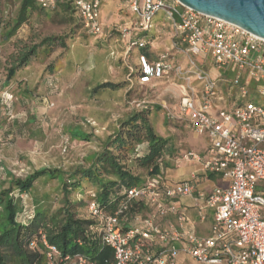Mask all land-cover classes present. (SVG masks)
Returning <instances> with one entry per match:
<instances>
[{
  "label": "built area",
  "instance_id": "obj_1",
  "mask_svg": "<svg viewBox=\"0 0 264 264\" xmlns=\"http://www.w3.org/2000/svg\"><path fill=\"white\" fill-rule=\"evenodd\" d=\"M36 1L45 8L56 5L55 0ZM126 3L132 20L118 31L126 46L125 56L134 49L142 51L137 83L146 84L171 74L180 81L176 112L168 109L167 117L188 121L194 132L205 136L209 143L206 159L194 151L183 154L182 159L202 162L205 171L220 175L226 184L206 192L199 187L198 175L170 184L164 173H159L141 185H122L118 192L122 198L114 212L102 209L91 190L87 207L98 222L101 245L112 249V264H177L180 252L207 264H264V105L244 100L249 81L255 84L257 95L264 98V38L178 0ZM74 5L90 34L106 35L103 0H75ZM159 12L169 19L174 39L171 49L188 58L185 65L175 63L170 50L151 58L146 36H139L153 28ZM208 56L216 77L204 66ZM128 76L132 81L133 76ZM220 80L228 82L227 93L221 91ZM233 97L235 102L228 100ZM223 104H228L227 108L220 106ZM184 196L195 197L201 219L209 211L213 213L210 234L197 235L186 226L187 208L179 206ZM135 201L144 203L149 212L129 222L125 212ZM169 215L176 216L177 222H167ZM41 242L46 248L42 264H96L82 253L63 255L43 233Z\"/></svg>",
  "mask_w": 264,
  "mask_h": 264
},
{
  "label": "rangeland",
  "instance_id": "obj_2",
  "mask_svg": "<svg viewBox=\"0 0 264 264\" xmlns=\"http://www.w3.org/2000/svg\"><path fill=\"white\" fill-rule=\"evenodd\" d=\"M7 1L4 7L6 18L16 13L20 0ZM126 5V0L102 5L105 33L109 36L90 34L76 13L58 7L54 11H35L31 23L25 25L16 37L7 42L0 39V133L12 138L10 143L0 145V158L20 175L43 167L62 171L60 178L38 179L27 194L30 205L47 215L70 204L71 210L79 217H89L87 206L91 197L88 193L94 185L79 175L82 186L75 190L71 188L69 178L79 168L90 167L106 138L113 134L121 120L135 112L150 109L147 113L149 122L158 134L169 139L163 158V163L167 162L168 166L162 163L164 174L170 172L169 168H176V161L181 169L187 167L183 154L188 151L203 153L208 147L206 137L196 134L188 121L167 117L168 109L176 112L181 95V83L172 74L154 78L146 84H138L135 75L131 77L132 81L129 80V67L136 69L137 57L121 56L126 46L118 31L120 26L132 20ZM169 26V19L159 12L152 32L145 35L148 49L170 50L175 63L185 65L188 58L171 49L174 39ZM47 36H62L67 48L56 47L53 51L48 47L41 48L31 64L7 83L9 57L19 45L37 43ZM135 53L140 55L142 51L136 49ZM205 62V68L212 69L211 56ZM212 75L217 76L213 69ZM106 81L123 83V86L93 92L98 84ZM227 84L225 80L219 81L224 93H227ZM251 84L249 81L248 86ZM233 87L234 84L229 93ZM228 100L236 101L234 97ZM255 100L264 105V98L260 95H255ZM9 101H13L12 106L3 108ZM227 105L220 106L227 108ZM9 115L16 116L10 124L6 121ZM75 130L90 135V140L75 136ZM144 149L146 144L131 152L128 164L135 174L148 178V170L136 161ZM207 157L203 155V158ZM65 189L71 192L68 194ZM177 264L207 263L197 262L180 252Z\"/></svg>",
  "mask_w": 264,
  "mask_h": 264
},
{
  "label": "trees",
  "instance_id": "obj_3",
  "mask_svg": "<svg viewBox=\"0 0 264 264\" xmlns=\"http://www.w3.org/2000/svg\"><path fill=\"white\" fill-rule=\"evenodd\" d=\"M55 1V7L45 8L36 0H20L16 13L6 18L4 7L8 1L0 0V39L7 42L16 37L25 25L31 23L30 19L35 11H54L59 7L77 14L75 0ZM80 22L83 26L81 19ZM56 47L67 48L65 38L47 36L37 43L19 45L18 50L9 57L6 82L9 83L20 71L27 68L41 48L53 51ZM137 69L138 65L133 72L130 69L129 74L136 75ZM231 76L228 74V77ZM121 86L123 83L106 81L98 84L93 92L108 87L116 90ZM255 95L257 93L253 83L249 85L244 100L259 103L255 100ZM9 102L6 103L7 107L3 108H10L13 101ZM149 110L135 112L121 120L113 134L103 142L102 150L95 154L94 163L71 174V188L76 190L82 186L81 179L78 178L80 175L94 185L92 191L99 206L108 212H114L122 198L118 195L121 186L141 185L147 179L135 174L128 164L129 154L145 144L146 149L136 158L138 165L147 169L149 176L163 173L162 163L169 139L155 131L147 116ZM15 118V115H9L6 121L10 124ZM73 134L90 140V135L80 131L75 130ZM8 137L9 135L1 132L0 145L12 141L8 140ZM163 164L168 166L167 162ZM61 172L57 168L43 167L20 175L0 160V264L44 263L46 248L41 242V233L45 234L48 242L55 245L63 255L82 253L93 259L96 264H112L113 251L110 247L101 245L96 229L98 222L90 215L87 218L79 217L76 211L71 210L70 204L69 207L51 215L30 205L27 194L33 189L35 182L43 177L60 178ZM65 191L68 194L71 192L68 189ZM148 212L144 203L135 201L126 210L125 217L132 222L138 216H146ZM33 241L35 245L32 244Z\"/></svg>",
  "mask_w": 264,
  "mask_h": 264
},
{
  "label": "crops",
  "instance_id": "obj_4",
  "mask_svg": "<svg viewBox=\"0 0 264 264\" xmlns=\"http://www.w3.org/2000/svg\"><path fill=\"white\" fill-rule=\"evenodd\" d=\"M115 1H117V0H103V4L105 6L107 2H115ZM104 25H105V23H104ZM125 25H129V24H125ZM162 25H163V23H162ZM104 28H105V30L107 29L106 26ZM152 29L148 32L143 33V35H148L150 32H152ZM104 36H109V34H106ZM121 38H122L121 42L124 43V39L122 36H121ZM122 48H124V46ZM154 50L150 49L151 58H154L158 53H160L159 51H156V49H154ZM157 50H159V49H157ZM161 50H163V49H160V51ZM135 52H136V49L132 50L130 53V56L131 57H137L136 65H138V63H139V57L138 56L139 55H137ZM124 54H125V52L123 51L121 56L122 55L124 56ZM208 148H209V143H208V147L204 150V152L200 153L202 155V158H203V155L209 154ZM204 159H206V158H203V160ZM186 161L188 162L187 167H184L183 169H181L182 167H180L179 162L176 161V163H175L176 168H171V169L169 168L168 170H170V172H168L167 174L166 173L164 174L167 181L170 184L188 179V178L192 177L193 175L199 176V178L201 179V183H200L199 187L201 189H204L206 192H210L213 189V187L216 185L226 184V182H224L221 179L220 175L205 171L203 168L202 162L195 161V160H186ZM211 174H213V175L211 176ZM195 204H196V200H195L194 196H184V197H181L179 199V206L187 208L186 213H187L188 219L186 222V226L188 228H191L192 230H194V232L197 235H201V236L202 235H208V234H210L211 225L213 223V213L211 211H209L206 215V218L201 219L199 217L198 209L195 206ZM165 220L169 223H172V222L176 223L177 222V218L174 215H169L168 217H166Z\"/></svg>",
  "mask_w": 264,
  "mask_h": 264
},
{
  "label": "water",
  "instance_id": "obj_5",
  "mask_svg": "<svg viewBox=\"0 0 264 264\" xmlns=\"http://www.w3.org/2000/svg\"><path fill=\"white\" fill-rule=\"evenodd\" d=\"M206 15L235 23L264 38V0H178Z\"/></svg>",
  "mask_w": 264,
  "mask_h": 264
}]
</instances>
